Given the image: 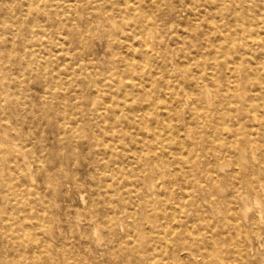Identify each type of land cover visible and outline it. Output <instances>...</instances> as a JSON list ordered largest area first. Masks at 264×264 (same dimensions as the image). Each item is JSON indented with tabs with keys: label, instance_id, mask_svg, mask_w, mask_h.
Here are the masks:
<instances>
[{
	"label": "bare ground",
	"instance_id": "1",
	"mask_svg": "<svg viewBox=\"0 0 264 264\" xmlns=\"http://www.w3.org/2000/svg\"><path fill=\"white\" fill-rule=\"evenodd\" d=\"M0 9V133L11 130L0 137V221L16 248L0 264L84 263L50 237L49 204L35 206L17 183L37 143V167L56 153L67 171L82 163L94 179L87 217L107 229L91 237L110 264H264L255 249L264 238V0H0ZM181 10L187 18L174 20ZM81 12L80 36L109 30L123 51L102 69L67 44L68 35L81 42L69 26ZM162 18L176 22V48L153 32ZM43 126L57 141L48 151ZM58 164L48 183L80 189Z\"/></svg>",
	"mask_w": 264,
	"mask_h": 264
},
{
	"label": "rangeland",
	"instance_id": "2",
	"mask_svg": "<svg viewBox=\"0 0 264 264\" xmlns=\"http://www.w3.org/2000/svg\"><path fill=\"white\" fill-rule=\"evenodd\" d=\"M82 9L83 7L80 6L79 10L82 11ZM81 13V17L70 20L74 22H69V26L71 27L72 32H74L77 37L81 38V42L80 44H78L77 41H71L68 35L67 38L65 36V38L68 40L67 44L72 49L76 50V52H82L87 55L85 56L86 59L88 57L92 58L93 61H95L99 66V68L102 69L107 65L108 59L111 55L120 54V52L123 51L116 47L115 44L109 42L107 36L109 30L105 29L104 31L99 32L92 31L88 36H84L82 34L80 36L79 30L81 29V26L85 19L83 12ZM178 14L179 16L175 15L176 18L174 20H185L187 18V10H181ZM2 19L3 12L0 9L1 24ZM174 20L169 18H162L160 20V23L162 25V28H159L160 32H158V30H156L155 28L153 29V32H155V34L158 36V39L161 40V46L168 45L170 47L176 48V46L178 45L177 42L169 38L168 34V32L176 28V22L173 23ZM51 22L54 23L55 21L51 20ZM179 28H182V26H179ZM82 41L85 42V44L82 45ZM63 61L72 63L71 59H65ZM74 65L77 66L78 63L74 61ZM69 70L70 69L67 70V68L62 69L61 75L63 77L72 76V74L68 72ZM28 82L31 84V88H38V84L33 79L28 80ZM66 84L69 91H72L73 87H75L76 90L86 89L85 83H83V85L80 83L75 85V83L73 82H68ZM15 117L16 115L12 114V116L9 118V121L12 124L16 122ZM37 122L38 120H32L31 122H28L27 125L30 124L34 127L37 126ZM43 128L44 130H42V134L45 135V146L47 147L46 150L48 151V149L52 147V144L57 141L56 137L53 136V132L49 127L43 126ZM10 132L11 130H8L7 132H1L0 137L6 139ZM27 137L31 138V135H28ZM5 139L3 141H6ZM32 139H35L34 134H32ZM37 144L29 147L28 149L25 148V151L27 153V156H25V158H30L32 161L29 164V169H27L26 176H23L21 173V175L17 179L18 185L20 187H23V189L29 188V190L33 192L30 198L33 200L32 203L35 206H41L42 204L45 206V204H49L48 209L50 211L47 212V216L51 224L50 237L53 238L54 242L65 244L70 250L69 254L77 259L83 260L84 263L82 264H110L108 262L106 253L102 252L99 246H97L95 240H93L91 237V234L94 230L101 232L103 231V233H106L107 229L106 227H103V225L98 226V228L95 229L92 221H90L87 217V215L89 214L87 206L90 202H92V194L89 187L91 185L94 187V179L91 177V175L87 174V168L82 163L75 164L72 171H67L64 165L58 164L56 153L52 154V156L48 155L49 157L45 156V159L42 161L43 166L37 167V161L33 158V156H36L35 153H37ZM32 148L35 150V153L31 152ZM52 152L55 151L53 150ZM54 164L59 165L58 171L63 180L70 181V178L73 174L77 177V179H79L80 182L83 183V186L78 189L74 186V184H70L67 182L60 186L57 185L56 187H54L53 185L48 183V181L46 180V174L49 173L51 169H53L52 166ZM227 168H230V166H227ZM87 187L88 189L85 190ZM224 187L225 191L227 192L231 189V186L229 184H224ZM81 194L83 195V198H81ZM25 199L28 198L23 197L22 202H24ZM1 203L2 201L0 193V207ZM24 204L26 205L25 202ZM2 213L3 212H1L0 210V215ZM103 238L105 237L103 236ZM11 239L12 238L9 235V231L4 228L0 221V260L5 256L9 257V255L15 253V242H12ZM255 249L256 251H259L256 257L258 258L260 254L264 258V238H262V241L255 243Z\"/></svg>",
	"mask_w": 264,
	"mask_h": 264
}]
</instances>
